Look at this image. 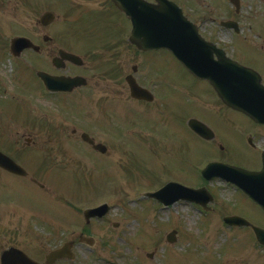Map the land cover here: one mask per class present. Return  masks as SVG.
I'll use <instances>...</instances> for the list:
<instances>
[{
	"label": "rangeland",
	"instance_id": "374dc122",
	"mask_svg": "<svg viewBox=\"0 0 264 264\" xmlns=\"http://www.w3.org/2000/svg\"><path fill=\"white\" fill-rule=\"evenodd\" d=\"M76 1L58 0V19L53 28L61 30L65 38L66 33L73 29L84 30L88 26L104 23L97 17L63 16L65 7ZM14 11L12 7H0V35L30 28L22 27L20 21L14 19ZM106 17L107 23L122 22L111 14ZM28 18L31 25L35 19L29 13ZM162 62L156 70L168 76L164 81H167L166 85L161 86L165 106L155 117L151 114L147 117L148 132H145L146 128L127 127L120 135L106 137L103 145H106L107 151L104 155L80 144L79 136L71 133L73 126L86 130L80 120L83 112L87 115L92 108L66 111L69 119L64 118L61 111L39 113L46 120L45 127L39 129L48 130L52 124L60 132L54 130L57 137L49 135L56 143L52 147L51 166L47 169L56 174L42 182V191L31 183L13 179L5 180L8 184L5 188L7 197L23 202L22 209L44 212L42 220L51 226L32 232L34 237L25 235L29 231L22 232L18 239L21 246L47 251L56 244L73 241L75 259L63 264H264V247L257 245L252 232L226 227L221 220L234 207L240 213L249 215L253 223L264 227V214L227 183L218 180L201 182L199 179V170L206 161L213 160L216 151L210 146L208 151L196 143L193 134L185 127V119L189 115L207 122L212 119V111L206 105L213 95L209 86L193 82L170 59ZM145 73L149 75L148 69ZM152 84L148 83L149 86ZM109 108L114 113H120L114 118L117 121L129 116L128 105ZM16 116L20 118L22 115ZM231 118L225 123L230 138L237 139L238 129L246 128L249 134L262 140L256 139L257 147L264 148V126L253 125L246 117L236 114ZM143 120L142 114H131L123 121L131 126ZM98 124L106 126L104 122ZM18 130L25 131L17 123L16 129L8 136ZM92 134L100 135L96 130H92ZM36 139L42 142L40 137ZM236 154L238 157L234 160L238 161L237 166H247L253 171L261 166L258 152L245 142L240 147L237 142ZM27 163L28 169L33 170L34 166ZM171 180L190 187L205 186L210 194H214V201L210 204L212 210L202 211L195 204L185 202L165 208L154 199L145 197ZM0 193L5 194L1 187ZM103 204L109 206L107 215L85 224L82 216L85 209ZM21 215L24 219L30 218L28 214H20L14 219L10 217V220H16ZM85 227L96 243L93 247L77 243ZM173 230L176 231L175 240L168 243L166 236ZM5 237L0 234V245L6 242Z\"/></svg>",
	"mask_w": 264,
	"mask_h": 264
},
{
	"label": "flooded vegetation",
	"instance_id": "af4514ba",
	"mask_svg": "<svg viewBox=\"0 0 264 264\" xmlns=\"http://www.w3.org/2000/svg\"><path fill=\"white\" fill-rule=\"evenodd\" d=\"M144 1L154 3V0ZM169 1H174L180 7L184 16L197 26L198 32L205 40L216 44L238 63L256 70L262 76V81L264 80V0ZM0 7L14 8L15 11L12 13L14 19L19 20L22 27L30 26L21 32L0 35V153L27 172V176H15L0 168V187L5 192L0 193V234L6 236V242L0 245V264L1 255L11 248L23 252L38 263H44L47 253L51 250L41 251L34 248L29 250L30 247L21 246L18 240L22 232L29 231L25 235L34 237L32 232L37 229H48L47 223L42 220L43 212L22 209L23 202L7 197L5 188L8 185L5 180L13 179L31 183L36 189L42 190L38 184L56 174L52 169L50 172L47 169L51 166L52 147L56 143L49 135L57 137L54 130L56 133L60 132L52 124L48 130L39 129L46 124L44 115L39 113L61 111L64 118L69 119L66 111L92 108L87 115L83 112L80 120L86 130L73 126L71 133L79 136L80 144L94 151L88 141L84 140L83 135H87L94 144H104L106 137L120 135L127 127L146 128L147 117L150 114L155 117L159 109L165 106L161 86L166 85L167 81H164L168 76H163L156 70V66L166 58L173 63L176 61L166 50L145 49L131 43L132 25L111 0H77L74 4L69 3L68 8L64 9L63 16L71 14L89 16L91 19L97 17L104 23L88 26L84 30L73 29L72 32L66 33L67 38L63 37L61 30L53 28L58 19V0H0ZM28 13L35 19L31 25L28 22ZM45 13L52 14V21L45 20L42 23V16ZM109 14L121 19L122 22L107 23L106 16ZM15 38L25 39L21 43L22 48L20 46L12 48ZM143 39L144 37L141 38V42ZM146 69L149 75L145 73ZM39 73H44L43 76L48 77L47 84L43 82V77ZM68 78L77 81L69 91L64 84ZM130 83L148 90L147 98H133ZM148 83L153 84L149 86ZM124 105L130 107L127 109L129 116L142 114L143 122L136 121L134 125L127 126L123 120L129 116L121 121L115 120L120 113L112 112L109 107ZM206 105L212 111V119L209 122L198 120L211 131L208 139L198 136L188 128L190 118L197 119L195 116L186 117L185 127L193 134L197 144L202 145L204 149L210 146L216 151L213 160L209 162L238 164V161L234 160L238 157L237 142L239 147L245 142L248 147L258 152L261 164L264 148L257 147L256 139L262 140L249 134L246 128L238 129L237 139L230 138L225 128V123L232 120V115L245 116L226 107L215 95L210 97ZM92 112L94 114L91 115ZM16 115L23 117L19 118ZM102 122L106 123V126L98 124ZM17 123L25 131L18 130L19 132L8 136L10 131L16 129ZM92 130L99 131L100 135L94 136ZM148 131L146 128L145 132ZM36 137H40L42 142H37ZM210 152L212 153V150ZM32 156L35 157L29 160L28 158ZM27 162L31 167L34 166L33 170L28 169ZM232 208L227 211L226 216L238 215L251 225H255L249 215ZM257 209L261 211L259 207ZM261 213L264 214L262 211ZM20 214H28L30 218L24 219L21 215L16 220H10V217L14 219ZM234 229H242L246 233L248 230L252 231L251 227ZM56 247L57 244L51 249L54 250Z\"/></svg>",
	"mask_w": 264,
	"mask_h": 264
},
{
	"label": "water",
	"instance_id": "95a60500",
	"mask_svg": "<svg viewBox=\"0 0 264 264\" xmlns=\"http://www.w3.org/2000/svg\"><path fill=\"white\" fill-rule=\"evenodd\" d=\"M113 1L124 11L133 24L131 33L133 42L136 38L144 37L143 42L139 43L140 45L148 46V48H166L191 75L210 83L226 105L244 113L253 121L264 124V86L261 84L259 74L253 69L227 59L225 53L217 50L214 45L206 43L195 27L183 17L182 11L174 3L156 0L158 5H148L138 0ZM45 16L48 20L51 19V15L46 14ZM19 41L22 40L15 42L20 43ZM132 94L140 97L141 91L135 87ZM190 125L197 131H199L197 128L202 129L201 124L196 122H191ZM96 148L102 152L105 150L99 146ZM262 159V171L257 173L217 163L208 165L202 173L208 180L220 177L236 184L255 203H259L264 210V154ZM0 166L18 175L25 174L11 160L1 156ZM206 194L205 189L195 190L170 183L160 191L149 194V196L154 197L159 202L161 201L165 206L184 200L191 203L195 202L204 207L209 198L201 199V197ZM106 211V207H99L95 210L86 211L84 216L88 220L90 217L101 216ZM225 222L230 225L247 224L238 217L226 218ZM253 230L258 243L264 245V230L256 227ZM174 233L173 231L167 237L169 242L175 240ZM80 241L93 244L91 240L83 237L80 238ZM71 247L72 244L66 243L64 247L48 254L46 264H55L57 260L66 258L73 259L70 252ZM13 252L15 251L11 250L2 255L3 264H38L30 261L23 254L16 255Z\"/></svg>",
	"mask_w": 264,
	"mask_h": 264
}]
</instances>
